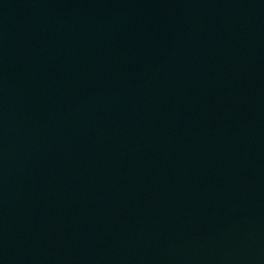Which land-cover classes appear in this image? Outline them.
<instances>
[{
	"label": "water",
	"instance_id": "95a60500",
	"mask_svg": "<svg viewBox=\"0 0 264 264\" xmlns=\"http://www.w3.org/2000/svg\"><path fill=\"white\" fill-rule=\"evenodd\" d=\"M0 264H264V0H0Z\"/></svg>",
	"mask_w": 264,
	"mask_h": 264
}]
</instances>
